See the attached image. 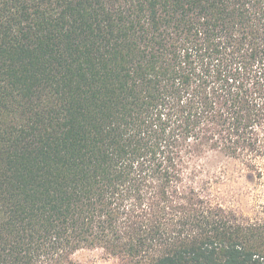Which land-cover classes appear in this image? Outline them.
<instances>
[{
	"label": "trees",
	"instance_id": "trees-1",
	"mask_svg": "<svg viewBox=\"0 0 264 264\" xmlns=\"http://www.w3.org/2000/svg\"><path fill=\"white\" fill-rule=\"evenodd\" d=\"M206 149L261 175L264 0H0V264H264Z\"/></svg>",
	"mask_w": 264,
	"mask_h": 264
},
{
	"label": "rangeland",
	"instance_id": "rangeland-1",
	"mask_svg": "<svg viewBox=\"0 0 264 264\" xmlns=\"http://www.w3.org/2000/svg\"><path fill=\"white\" fill-rule=\"evenodd\" d=\"M259 161L261 175L241 158L206 149L188 159L183 184L213 205L255 219L264 210V159ZM72 258L80 264H121L119 257L99 247L80 249Z\"/></svg>",
	"mask_w": 264,
	"mask_h": 264
}]
</instances>
